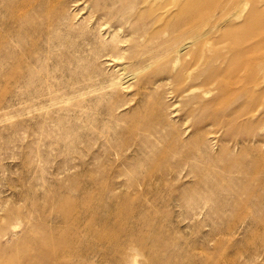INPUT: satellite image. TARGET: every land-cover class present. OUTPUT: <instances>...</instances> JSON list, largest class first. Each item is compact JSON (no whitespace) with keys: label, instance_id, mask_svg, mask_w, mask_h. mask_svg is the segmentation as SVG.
I'll use <instances>...</instances> for the list:
<instances>
[{"label":"rangeland","instance_id":"374dc122","mask_svg":"<svg viewBox=\"0 0 264 264\" xmlns=\"http://www.w3.org/2000/svg\"><path fill=\"white\" fill-rule=\"evenodd\" d=\"M0 264H264V0H0Z\"/></svg>","mask_w":264,"mask_h":264},{"label":"bare ground","instance_id":"6f19581e","mask_svg":"<svg viewBox=\"0 0 264 264\" xmlns=\"http://www.w3.org/2000/svg\"><path fill=\"white\" fill-rule=\"evenodd\" d=\"M245 2H247V1H245ZM247 4H248V3H245L244 5L238 7V8L234 11V13H233L232 16H234V17L237 18V19H240V18L243 16L244 12H245V9H246V7H247ZM187 54H188L189 58H191V57L193 56V53H187Z\"/></svg>","mask_w":264,"mask_h":264}]
</instances>
